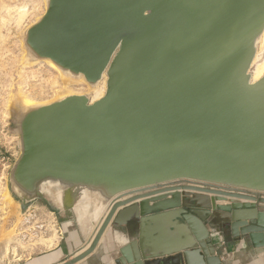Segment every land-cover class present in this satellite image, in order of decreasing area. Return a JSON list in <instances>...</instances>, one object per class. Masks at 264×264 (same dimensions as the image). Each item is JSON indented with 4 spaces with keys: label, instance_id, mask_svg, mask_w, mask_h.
<instances>
[{
    "label": "water",
    "instance_id": "1",
    "mask_svg": "<svg viewBox=\"0 0 264 264\" xmlns=\"http://www.w3.org/2000/svg\"><path fill=\"white\" fill-rule=\"evenodd\" d=\"M263 32L264 0H47L27 50L92 86L107 76L100 100L67 96L15 122L22 211L104 214L61 264L106 233L122 238L116 264H223L225 237L264 253V76L249 74ZM169 227L174 246L146 238Z\"/></svg>",
    "mask_w": 264,
    "mask_h": 264
},
{
    "label": "rangeland",
    "instance_id": "2",
    "mask_svg": "<svg viewBox=\"0 0 264 264\" xmlns=\"http://www.w3.org/2000/svg\"><path fill=\"white\" fill-rule=\"evenodd\" d=\"M46 9L47 0H0V148H3L2 153L14 157L12 165L20 155V137L15 122L20 111L17 105L22 98L32 100V107L63 99L56 95L60 90L57 86L60 84V78L46 62L38 61L34 62L35 64L32 62L33 65L24 66L23 58L27 55L23 42L24 33L41 19ZM73 89L76 93L90 98L86 87L78 85ZM41 203L43 202H36L39 206ZM48 204L49 208L55 210L61 218H68L52 202L49 201ZM81 211L85 214L79 222L83 223L81 226H85V230L92 229L96 223L97 226L99 219L102 218L95 220L90 207H84ZM21 212L20 201L13 197L7 175L0 183V258L10 257L13 249L15 254L18 250L24 252L28 249L27 246L16 244L14 239V227L21 220ZM100 215L102 216L103 213ZM57 240L56 234L54 243ZM41 242L45 246L50 243L43 240Z\"/></svg>",
    "mask_w": 264,
    "mask_h": 264
},
{
    "label": "crops",
    "instance_id": "3",
    "mask_svg": "<svg viewBox=\"0 0 264 264\" xmlns=\"http://www.w3.org/2000/svg\"><path fill=\"white\" fill-rule=\"evenodd\" d=\"M0 152H4L3 148H0ZM226 203L223 201L217 202V204ZM40 207L43 212L57 216L61 233L58 240L51 247H47L40 242L38 246L28 248L24 252L15 249V254L13 249L10 257H7V259L0 258V264H42V260L44 261L47 258L48 262L46 264H61L85 247L97 230L96 227L85 230V226H81L77 218H61L55 210L50 209L45 203H41ZM79 220L82 221L81 216ZM170 227L167 228L164 236L157 237L154 236V232H150L146 234V238L153 243L174 246L175 243L181 242L183 239L176 231L172 232ZM122 244L120 234L114 236L111 233H106L95 252L78 264H116L117 250ZM259 252L247 243L245 238L241 241H232L230 238L225 237L223 248L218 254L224 259L223 264H264V253L258 254Z\"/></svg>",
    "mask_w": 264,
    "mask_h": 264
},
{
    "label": "bare ground",
    "instance_id": "4",
    "mask_svg": "<svg viewBox=\"0 0 264 264\" xmlns=\"http://www.w3.org/2000/svg\"><path fill=\"white\" fill-rule=\"evenodd\" d=\"M256 46H257L256 55H255V58L253 60V63L251 65V68H250V71H249V74L251 75V82L252 83H255V82L259 81L264 76V32H263L262 36L260 37V39L257 41V45ZM24 48L27 51V55L25 56V58H23L24 59V62H25L24 63V66L25 65H29V64L30 65H33V64H31L32 62L33 63L34 62H38V61L39 62H46L48 64V66L58 74V76L60 78V82H59L60 84L57 85V86H59V89L60 90L56 94L57 97H59V98L60 97L65 98V97L71 96V95L82 96L80 93H76V91H74V89H73L74 86H78V85H80V86L82 85V86L86 87V91H88L89 94H90V98L88 96L87 97L89 98V100L91 102H96V101L100 100L105 95L106 90H107V76H106V73L103 75L102 80L99 83H97L96 85L92 86V85L89 84V86H91V88L89 89V86L87 85L88 83L85 84V81L86 80L84 79V77L82 75H80V76H74V75H72V74H70L68 72H65V71L61 70L57 65H55L50 60L45 61V60L36 59L27 50V48H26L25 45H24ZM58 76L56 78H58ZM83 96H86V95H83ZM17 102H19V101H17ZM53 102H55V101H53ZM32 104H33V101L32 100H29L28 98H25V97L22 98L20 104L17 105V106L20 107V111L18 110L19 111L18 117L20 116V114L22 112H25V111H27V110H29L31 108H34V107H32L33 106ZM49 104H51V103H49ZM46 105H48V104H46ZM41 106H43V105H41ZM35 107H37V106H35ZM8 198H10V197L8 196ZM84 207H90V206H88L87 204H83L80 207L76 208L75 211H74L75 212V215H76V218L78 217V221H80L79 220V217L81 216V218H82L84 216V214H85V213L84 214L81 213L82 212L81 210H83ZM91 214H94V219L95 220H97V218H100V217L103 218V216H104V214L102 216L100 215V212H99V209L98 208L95 209V210H93V213H91ZM102 218H100V221H98L99 224L97 226H95V227L98 228V226L100 225V223L102 221ZM82 224L83 223L81 222V225ZM55 237H56V232L54 234H52L50 237H48V239H44L43 241L44 242L49 241L50 242L49 245L53 246L54 245ZM49 245H46V246H49ZM53 257H55V256H53ZM47 259L44 260V261L42 260L41 263L42 264H46L48 262Z\"/></svg>",
    "mask_w": 264,
    "mask_h": 264
},
{
    "label": "built area",
    "instance_id": "5",
    "mask_svg": "<svg viewBox=\"0 0 264 264\" xmlns=\"http://www.w3.org/2000/svg\"><path fill=\"white\" fill-rule=\"evenodd\" d=\"M11 154L0 152V183L9 174L12 165ZM61 235L58 218L55 214L43 212L42 208L31 203L21 212V220L14 227V239L16 244L34 248L52 234Z\"/></svg>",
    "mask_w": 264,
    "mask_h": 264
}]
</instances>
